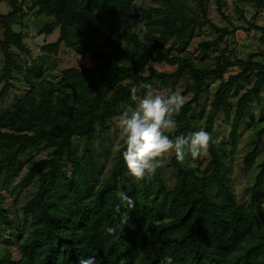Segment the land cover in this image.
I'll use <instances>...</instances> for the list:
<instances>
[{
	"label": "trees",
	"instance_id": "trees-1",
	"mask_svg": "<svg viewBox=\"0 0 264 264\" xmlns=\"http://www.w3.org/2000/svg\"><path fill=\"white\" fill-rule=\"evenodd\" d=\"M26 1L37 14L54 19L41 34L60 29L57 41L42 47V59L57 55L63 46L75 48L70 40L72 28H94L108 18H126L137 0H0L10 6L7 14L0 15V52L5 60L0 77V84H5L0 91V191L9 189L25 171L11 192L20 196L35 184L22 216L12 213V205L0 193L4 250L0 264H79L89 256L97 257L98 264H168L169 257L171 264H264V162L248 206L237 199L227 162L238 148L251 102L264 92V61H257L256 55L244 60L222 53L211 68L189 52L205 28L217 37L200 44L203 56L219 50L240 30L264 34V27L248 21L243 10L241 18L247 26L233 24L225 13L226 0H194V6L164 0V7L138 9L143 13L145 34L143 39L132 36L137 54L110 36L108 45L123 64L115 65L108 56L103 65L71 67L56 80L52 74L45 76L43 66L21 67L16 60L13 49L31 53L24 33L15 30L23 26ZM212 1L231 28H220L210 18ZM237 1L257 12L264 10V0ZM160 62L176 68L167 72L149 68L150 63ZM231 70L238 72L226 77ZM23 74L30 89L1 117L2 105L15 88L12 81ZM211 79L220 84L205 111L202 101ZM244 79H254V83L236 101L228 149L215 135L216 122L233 105ZM181 81L186 82L182 95L191 98L174 116L175 132L165 130V134L189 137L198 131L199 115L206 114L203 129L213 138L208 165L193 167L190 156L183 163L173 156L165 167L162 158L155 174L137 180L123 161L124 145L105 173L100 161L111 156L110 123L136 103L130 89L141 82L169 89ZM151 88L141 91L148 93ZM257 138L244 160L247 169L257 163L264 127ZM79 140L86 142L83 151ZM44 149L50 151L47 158L24 161L29 153ZM168 168L176 174L171 188L163 178ZM120 192L133 198L134 207L120 198Z\"/></svg>",
	"mask_w": 264,
	"mask_h": 264
},
{
	"label": "rangeland",
	"instance_id": "rangeland-1",
	"mask_svg": "<svg viewBox=\"0 0 264 264\" xmlns=\"http://www.w3.org/2000/svg\"><path fill=\"white\" fill-rule=\"evenodd\" d=\"M176 2H182L189 6H194V0H174ZM164 0H137L134 6V10L130 16L122 19H106L101 25L97 24L94 28H88L84 26L74 27L70 31V40L75 45V48H69L63 46L57 55H49L44 58V54L41 53V49L48 43L56 42L60 29L57 28L53 34L46 35L41 34L40 31L46 24L53 22V18H49L46 15H39L35 9H31V3L26 1L24 4V11L26 18L24 19L23 26H15L17 32L22 31L25 35V42L30 49L29 55L22 54L18 50L13 49L16 53V60L21 67L27 65H33L38 69L40 66L44 68L45 76L52 74L56 80L59 79L60 73L71 67H92L96 64L103 65L105 57H111L114 60L115 65H121L124 62L118 59L111 47L108 45V39L113 36L114 39L121 41L123 46L132 50L137 54L135 48L132 45V36L137 35L143 39L145 34V24L142 21L143 13L138 9H149L164 7ZM136 9L138 11H136ZM241 10L245 12V16L248 21H255L261 27H264V10L258 11L253 6L240 2L237 0H226L225 13L232 20V23L236 26H247L245 20L241 18ZM10 11V6L7 2H0V15L7 14ZM257 14V15H256ZM210 18L220 28H231L232 26L228 21L222 18L218 13V8L215 2H210L209 10ZM256 15V18H254ZM217 37V34L205 28L199 32L198 37L190 47L189 52L191 56L198 62L203 63L211 68L214 67L215 58L222 54H232L240 59L247 60L251 55H256L257 61H264V34L256 31L246 33L244 31H238L234 36L227 39V41L220 46L217 51H212L208 55L203 56L201 54L200 44L205 41L213 40ZM0 39H3V29L0 27ZM91 49H93V54ZM171 49L166 48V51ZM173 54L175 51L172 52ZM5 60L3 54L0 52V77L2 76ZM149 68H156L161 72L173 71L176 67L170 66L165 62L150 63ZM238 70H231L227 76L231 73H237ZM17 78L12 81L15 88L10 92L8 98L4 101L1 113L3 117L9 112L17 101L22 98L26 92L30 89L29 84L26 82L24 74L16 75ZM254 79H244L242 85L238 89V94L233 96V105L220 114L216 122L215 135L222 145L226 148H230V131L233 118L235 116V105L239 96L246 92L253 86ZM220 84V80L211 79L210 86L205 92L203 97L202 106L207 111L209 104L213 98L214 93ZM4 83L0 84V91L4 87ZM186 87V82L181 81L176 84L170 85L169 89H164L159 83L150 89L148 93L154 96H160L161 98H167L172 94L182 95ZM185 102L188 101L191 96L184 95ZM120 115L116 116L110 123L111 135L108 142V147L111 149V156L109 159H102L100 162L105 169V173L111 168L114 156L117 151L122 148L124 143V135L120 126ZM206 114L199 115L196 120V126L198 131L203 129ZM264 127V92L260 99H254L251 102V106L248 112L247 121L244 123L238 142V148L233 156L227 159V162L232 167L230 174V181L233 184L238 201L244 206H248L251 202V190L255 184L256 177L259 174V165L264 162V138L263 144L259 147V154L257 163L254 167L247 169L244 166V160L246 156L254 150L257 143V133ZM204 130V129H203ZM86 142L79 140L77 145L80 151H83ZM97 144V142H96ZM50 151L47 149L41 151H33L24 158V161H29L34 158L35 160L45 159L48 157ZM174 155L167 154L163 157V165L168 167ZM210 161V156L207 152L206 155L197 159L190 158L189 164L193 167L205 168ZM25 171L20 177L16 178L12 186L7 190L0 191L6 198V201L12 205V213H19V216L23 214V208L25 202L30 198L35 191V184H31L26 190L22 192L20 196L16 193H12L13 187L18 185L22 178L26 175ZM176 174L173 170L167 169L163 173V178L169 188L173 187L175 183ZM2 179H5V174L2 175ZM1 187V185H0ZM264 194V188L262 190ZM16 203V204H15ZM8 243V241H3ZM14 247V246H12ZM4 254L3 245L0 244V256Z\"/></svg>",
	"mask_w": 264,
	"mask_h": 264
},
{
	"label": "clouds",
	"instance_id": "clouds-1",
	"mask_svg": "<svg viewBox=\"0 0 264 264\" xmlns=\"http://www.w3.org/2000/svg\"><path fill=\"white\" fill-rule=\"evenodd\" d=\"M151 88V84L141 82L131 89V100L135 105H128L120 115L121 131L124 135L125 150L123 161L129 174L137 180L155 174L167 154L174 155L178 162L183 163L189 156L197 159L207 154L213 138L203 129L184 135L171 136L165 130L174 133L177 121L174 119L184 106L185 98L180 94H172L167 98L154 96L142 89ZM134 207V200L124 192L118 193ZM110 230V229H109ZM79 264H98L97 257L89 256ZM171 264V258H168Z\"/></svg>",
	"mask_w": 264,
	"mask_h": 264
}]
</instances>
